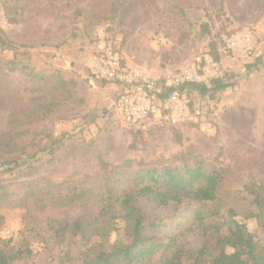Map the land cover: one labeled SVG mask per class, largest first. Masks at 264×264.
<instances>
[{"label": "rangeland", "instance_id": "obj_1", "mask_svg": "<svg viewBox=\"0 0 264 264\" xmlns=\"http://www.w3.org/2000/svg\"><path fill=\"white\" fill-rule=\"evenodd\" d=\"M14 2L0 0V27L16 47L0 51V156L23 159L21 170L1 176L8 195L0 202V236L14 238V264H79L87 245L103 237L128 241L123 220L98 217L102 204L92 197L104 185L101 161L162 164L190 145L227 169L220 212L235 208L238 219L264 235L255 218H245L252 199L245 185L264 184V0H226L222 8L220 0H22V10L6 7ZM8 12L24 16L10 21ZM249 28L253 50L219 44L222 34ZM211 39L221 52L211 77L223 76L230 86L215 98L193 92L195 112L185 123L152 118L131 126L119 107L120 86L93 72L95 58L112 51L163 84L209 57ZM135 204L166 234L200 241L192 225L201 203L155 209L139 197ZM76 220L81 231L68 227L58 237L56 227Z\"/></svg>", "mask_w": 264, "mask_h": 264}, {"label": "trees", "instance_id": "obj_2", "mask_svg": "<svg viewBox=\"0 0 264 264\" xmlns=\"http://www.w3.org/2000/svg\"><path fill=\"white\" fill-rule=\"evenodd\" d=\"M14 1L13 5L6 7L13 10L24 8L21 5L22 0ZM225 1L220 0L221 8L225 5ZM23 16V13L8 12L10 21H19ZM203 27L209 30L207 25ZM247 30L251 31L250 28ZM251 33L253 34L252 31ZM234 35L236 32L222 34L218 39L219 44L228 50L246 49L243 43L235 48L227 47L225 38H231ZM218 40L211 39L208 53L213 60L220 63L221 52ZM9 49H16L14 41L9 39L0 27V51ZM10 62L13 64L16 60ZM204 64L205 60L197 66ZM255 65V63L249 64L248 70ZM17 68L15 65L11 67L12 70ZM103 81L107 82L105 79ZM164 83H159L162 88L159 96L162 99L172 90V87H167ZM228 86L230 83L226 78L216 75L210 78L209 83L185 82L180 89L188 96V106L192 114L193 92L215 98L219 91ZM150 120L151 118L139 125L131 126L140 127ZM196 122L199 124L201 120L198 119ZM197 123L191 122V124ZM178 138L180 139L181 135ZM52 144L56 146L62 144V141L52 139ZM3 145V141H0V154ZM22 160L20 157L0 156V188H2L0 202L4 201L8 195L5 185H2L1 176L13 173L17 169L21 170ZM101 162L104 167V185L101 191L92 197L94 200L98 199V204L100 202L102 204L98 217L107 221L123 220L125 235L129 237V240L124 241L118 238L110 241L108 237H103L98 243L87 245L79 264H264V235L258 236L249 229L246 222L238 219L235 208H230L225 213L217 208L218 203L222 201L220 188L227 169L203 157L194 145H190L188 150L162 164L143 159L135 164L132 159H127L121 164ZM245 189L252 196L251 209L245 214V218H255L264 232V184L248 183ZM139 197L146 198L155 209L178 206L185 200L201 203L202 207L195 211L192 225L199 234L200 241L193 243L184 232L166 234L161 222L149 219L135 204ZM207 204L214 205L213 209L206 210ZM68 227H71L74 232L84 228L80 220H76L72 226L66 223L56 227V232L61 234L58 237H61ZM108 233L109 231L104 229L102 235H109ZM13 240L11 236L9 238L0 236V264H14L16 245L12 243ZM26 241L23 239L21 243ZM20 250L22 254L28 253L27 256H30L32 252L27 247H22Z\"/></svg>", "mask_w": 264, "mask_h": 264}, {"label": "built area", "instance_id": "obj_3", "mask_svg": "<svg viewBox=\"0 0 264 264\" xmlns=\"http://www.w3.org/2000/svg\"><path fill=\"white\" fill-rule=\"evenodd\" d=\"M225 41L229 48L238 47L240 43L248 50L255 46L253 34L249 30L225 38ZM218 67L219 63L209 56L204 65L182 68L164 83L165 86L172 87V90L162 99L159 96L162 88L158 80L123 65L116 53L105 52L93 62V72L98 78L120 86L119 107L123 120L130 125H139L150 118H166L175 124L189 119V100L187 94L180 89L181 85L191 81L209 83L212 72ZM201 129L206 133L211 130L206 124H202Z\"/></svg>", "mask_w": 264, "mask_h": 264}]
</instances>
